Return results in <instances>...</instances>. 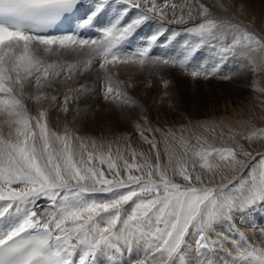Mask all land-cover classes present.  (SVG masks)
Listing matches in <instances>:
<instances>
[{
  "label": "snow or ice",
  "instance_id": "snow-or-ice-1",
  "mask_svg": "<svg viewBox=\"0 0 264 264\" xmlns=\"http://www.w3.org/2000/svg\"><path fill=\"white\" fill-rule=\"evenodd\" d=\"M212 6L189 0L178 13L168 0L163 5L159 0H0V264H74L78 251V264H97L99 257L107 258L106 264H146L148 259L175 264L177 257L183 264H264V248L247 245L236 227L237 215L264 205V152L257 153L259 163L250 167L240 159L251 156L243 144L200 147L193 153L199 165L179 163L170 176L158 150L155 165L147 158L136 163L133 152V162L124 160L121 167L111 154L86 152L81 137L67 128L59 133L49 124L50 110L59 108L66 115L72 102L95 91L68 84L93 70L101 79L98 90L105 102L121 111L138 108L129 92L136 85L119 80L114 70L148 63L166 31L171 32L168 39L182 31L198 42L185 41L181 58L151 60L154 64L187 71L201 46H208L220 61L247 58L255 70L252 56L264 53V39L240 22L214 18ZM109 9L114 13L109 22L96 27ZM197 16L201 22L190 25ZM68 19L73 21L71 30L58 33ZM165 23L185 27L176 31ZM150 24L156 29L125 52ZM93 29L99 36L91 34ZM69 55L75 59H62ZM189 74L195 78L213 73L198 69ZM58 84H64L65 91L51 94ZM25 99L38 106L36 115ZM45 102L48 107L42 106ZM135 126L157 149L141 124ZM238 135L233 133V138ZM97 159L107 171L94 163ZM217 159L223 163H214ZM197 167L208 171L207 180ZM222 167L250 171L247 178L213 184ZM41 200L47 202L42 211ZM229 243L235 255L225 248ZM188 250L195 256L185 261ZM134 251L143 258L132 260Z\"/></svg>",
  "mask_w": 264,
  "mask_h": 264
},
{
  "label": "rangeland",
  "instance_id": "rangeland-1",
  "mask_svg": "<svg viewBox=\"0 0 264 264\" xmlns=\"http://www.w3.org/2000/svg\"><path fill=\"white\" fill-rule=\"evenodd\" d=\"M168 2L177 5L178 13L182 7L189 5V0H168ZM159 3L163 5L164 0H160ZM201 3H205L206 6L213 5L211 7L213 9H210L213 16L215 12L239 14L244 20L256 24L259 31L264 34V0H201ZM168 12L171 13V9H168ZM217 17L221 18L220 16L214 18ZM199 22L201 20H198L197 16L188 23L191 25ZM230 22L236 23V21ZM156 27L155 24H150L139 31L132 41V50L140 46L141 36L150 34ZM165 27L180 31L185 25L165 23ZM245 30L252 32L247 27ZM95 36H97L96 33ZM170 36L171 32L166 31L165 37L153 47L150 51L151 60L181 58L185 41L198 42L182 31L179 35L168 39ZM257 37L264 39V37ZM227 42H230V37ZM55 58L56 56L53 55L52 59ZM62 59L71 61L75 57L69 55ZM252 59L255 61V70L250 66L247 58H230L220 61L208 46H201L188 64L187 71L180 67L154 64L151 60L143 66L120 67L114 70L117 72V78L123 81L131 80L136 85L134 89H129V92L139 104L138 108L124 111L115 104L104 101L98 90L101 79L98 72L93 70L79 75L68 84L76 88L83 84L95 91L85 98L72 102L70 111L66 115L59 108L50 110L49 121L60 123L62 122L60 119H63L69 125L70 131L82 138L86 144V152H92L97 156L111 154L121 167L124 160L133 162V152L137 154L136 163L142 164L147 158L155 165L158 150L160 163L162 166L169 167L171 176L172 168H176L179 163L186 162L191 166L195 161L199 165L201 162L193 153L200 147H231L237 144H243L244 149L251 153V156L240 157L251 167L259 163L260 157L257 153L264 152V138H261L264 135V53H254ZM95 68L98 69V63ZM198 69L213 74L195 78L189 74ZM56 89L51 94L63 93L65 85L58 84ZM59 99L62 103V94ZM42 106L48 107L47 102ZM37 112L38 106L34 105L32 115H36ZM144 116L147 117L146 121L142 119ZM80 120H82L81 125L76 127L74 124ZM136 123L141 124L144 136L157 142V149H152L151 145L144 140L136 129ZM57 132L60 133V130ZM169 132L172 134L166 136L165 134ZM233 133H240V135L233 138ZM243 135L253 136V139L245 141L241 139ZM121 156L123 159H118ZM170 158L171 166H169ZM94 163L107 171V165H101L99 159ZM214 163L222 164L223 162L217 159ZM249 171L250 168L232 170L222 167L215 174L212 183H227L233 177L240 176L247 178ZM196 172L203 175L205 180L208 179L209 173L206 169L197 167ZM154 179L159 177L155 176ZM173 179L176 182H182L178 176H174ZM256 209L254 212L248 211L247 214L237 215L236 218L240 220L236 222V227L239 230L248 228L247 230L256 233L264 232V222L261 220L262 215L264 217L262 212L264 210H261L259 206H256ZM250 215L251 217L255 215L256 222H249ZM251 224H254L253 227L250 226ZM218 231H224V229H218ZM152 264H160V262L155 261Z\"/></svg>",
  "mask_w": 264,
  "mask_h": 264
},
{
  "label": "bare ground",
  "instance_id": "bare-ground-1",
  "mask_svg": "<svg viewBox=\"0 0 264 264\" xmlns=\"http://www.w3.org/2000/svg\"><path fill=\"white\" fill-rule=\"evenodd\" d=\"M160 1V0H159ZM224 2V1H223ZM161 3V2H160ZM175 3H176V1H175ZM227 5V4H226ZM227 7V6H226ZM210 9H213V8H210ZM229 9H230V6H229ZM110 10V9H109ZM109 10H107V12L103 15V16H101L100 17V20H99V23L96 25V27H102L104 24H106V23H108L109 22V19L114 15V13H113V11H109ZM213 11V10H212ZM230 11L232 12V10L230 9ZM213 12H215V11H213ZM216 14H214L215 16H220L221 18H224V19H228V20H230V21H236V22H240L241 23V25H244L245 27H247V29L248 30H250V31H252L253 33H255L257 36H259V37H264V34L261 32V31H259V29H258V27H257V25L256 24H254V23H251V22H248V21H246V20H244L242 17H240L239 16V14L237 15V14H234V12H232V14L233 15H229V14H227V13H224V14H221L220 12H215ZM195 15V14H194ZM214 16V17H215ZM218 18V17H217ZM200 18L198 17V20H199ZM195 22H197V20L195 21ZM167 24V23H166ZM195 24V23H194ZM169 25V24H168ZM177 25V24H176ZM179 26V25H178ZM177 26V27H178ZM184 26V25H183ZM180 27V26H179ZM180 30V29H179ZM95 31H96V35L97 36H99V32H98V30L97 29H95ZM96 66V65H95ZM119 72H121V70L119 71ZM29 94H34V91L33 90H29ZM25 104L27 105L28 104V108H29V110H30V112H31V114H32V111H33V109H34V105H36L32 100H28V99H25ZM62 122H60V123H57V122H55V121H53V120H50L49 121V124H50V126L55 130V131H57V130H60V133H64V131H65V129L67 128L68 130H70L69 129V125L67 124V123H65V121H63V119H60ZM81 122H82V120H80L79 122H76L74 125H76V127L77 126H80L81 125ZM72 124V123H71ZM73 125V126H74ZM84 125H85V123H84ZM75 127V126H74ZM86 128V127H85ZM82 136V135H81ZM46 201L45 200H41L40 202H39V207H40V209H41V211L43 210V208H44V206L46 205ZM260 208H261V210H264V205H258ZM255 210H257L256 209V207H254V208H252V209H250L249 211L251 212H254ZM262 212H264V211H262ZM260 213V212H259ZM255 215H256V213H255ZM255 215H254V217H255ZM252 215H250V217H251ZM246 216H244V218H245ZM249 216H247V218H248ZM254 217H251V219H249V222H256L254 219ZM238 220H240V219H237L236 218V222H238ZM253 220V221H252ZM262 222H264V217H263V215H262ZM237 225V224H236ZM253 225L254 224H251L250 226L251 227H253ZM242 226H244V223H242ZM257 226V225H256ZM264 226V225H263ZM261 228V227H260ZM248 228H246V230H244L243 229V231H241V228H240V232H242L243 234H244V238H245V240H246V242H247V245H251V246H254V247H259V248H264V232L262 231L261 233H256V232H253V231H251V230H247ZM262 229V228H261ZM260 229V230H261ZM257 231V230H256ZM260 232V231H259ZM231 239H239V237H236V236H233V237H231ZM192 242L191 241H189V244H191ZM246 245L243 243V242H241V247H245ZM225 248L226 249H228V250H230V251H232V253H233V255H235V249L233 248V246L229 243V244H226L225 245ZM79 255H80V253H79V251L75 254V256L73 257V261H74V263H78V258H79ZM124 256L127 258L128 256H129V254L127 253V252H125L124 253ZM195 256V253L194 252H191V250H188L186 253H185V261H188L189 259H191V258H193ZM130 258L132 259V260H137V259H142L143 258V256L139 253V252H137V251H134L132 254H131V256H130ZM213 259H215V257H212ZM226 259L228 258V257H225ZM106 259L107 258H105V257H99L98 258V262H97V264H101V262H104V264H106ZM158 260H156V262H157ZM153 262H155L154 260H152V259H148L147 261H146V264H152ZM175 264H183V262H181L180 261V259L177 257L176 258V261H175Z\"/></svg>",
  "mask_w": 264,
  "mask_h": 264
}]
</instances>
